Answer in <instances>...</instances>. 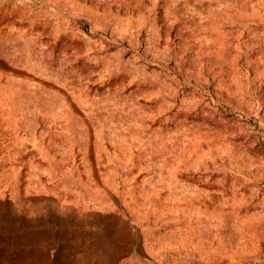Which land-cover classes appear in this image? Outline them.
<instances>
[{
	"label": "rangeland",
	"instance_id": "374dc122",
	"mask_svg": "<svg viewBox=\"0 0 264 264\" xmlns=\"http://www.w3.org/2000/svg\"><path fill=\"white\" fill-rule=\"evenodd\" d=\"M0 264H264V0H0Z\"/></svg>",
	"mask_w": 264,
	"mask_h": 264
}]
</instances>
